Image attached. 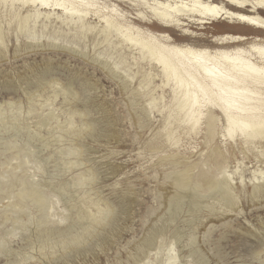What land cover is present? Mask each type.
Wrapping results in <instances>:
<instances>
[{"label": "rangeland", "instance_id": "374dc122", "mask_svg": "<svg viewBox=\"0 0 264 264\" xmlns=\"http://www.w3.org/2000/svg\"><path fill=\"white\" fill-rule=\"evenodd\" d=\"M9 12L0 6V264H264V138L226 136L211 105L191 130L173 82L96 21L20 26ZM194 23L165 39L211 52L222 37L264 42L228 20Z\"/></svg>", "mask_w": 264, "mask_h": 264}, {"label": "bare ground", "instance_id": "6f19581e", "mask_svg": "<svg viewBox=\"0 0 264 264\" xmlns=\"http://www.w3.org/2000/svg\"><path fill=\"white\" fill-rule=\"evenodd\" d=\"M260 3L261 0H0V6L11 11L20 26L30 20L34 25L40 19L62 24L68 21L89 32L98 23V32L115 34L126 46L139 49L143 60L158 68L165 85L173 82L174 97L182 109L186 108L184 118L191 130L199 125L201 105H211L227 123L225 135H237L246 141L264 138V42L254 39L262 45L246 49L242 46L249 38L222 37L213 44L218 49L211 52L197 42L183 45L175 39L167 41L165 35L195 27L194 22L204 25L226 20L237 25L234 29L250 28L264 35V8ZM132 11L141 16H132ZM148 15L154 19L151 24L144 21ZM129 19L163 36L143 38L138 28L133 32L134 28L125 24ZM182 40L191 41L185 33ZM228 180L218 185L223 198L231 203Z\"/></svg>", "mask_w": 264, "mask_h": 264}, {"label": "snow or ice", "instance_id": "6c2138e0", "mask_svg": "<svg viewBox=\"0 0 264 264\" xmlns=\"http://www.w3.org/2000/svg\"><path fill=\"white\" fill-rule=\"evenodd\" d=\"M261 8H264V0H261V3L259 5Z\"/></svg>", "mask_w": 264, "mask_h": 264}]
</instances>
